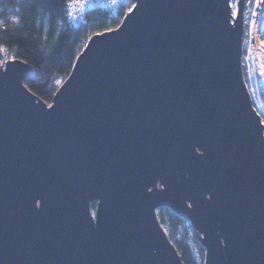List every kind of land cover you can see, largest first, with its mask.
<instances>
[{"label":"water","instance_id":"1","mask_svg":"<svg viewBox=\"0 0 264 264\" xmlns=\"http://www.w3.org/2000/svg\"><path fill=\"white\" fill-rule=\"evenodd\" d=\"M132 1L50 104L0 48V264H184L162 207L189 220L203 264H264L246 0Z\"/></svg>","mask_w":264,"mask_h":264},{"label":"trees","instance_id":"2","mask_svg":"<svg viewBox=\"0 0 264 264\" xmlns=\"http://www.w3.org/2000/svg\"><path fill=\"white\" fill-rule=\"evenodd\" d=\"M70 0H0L5 19L0 25V47L9 54L31 64L34 77L26 81L27 87L40 99L50 104L58 86L70 75L77 56L89 38L106 30L117 28L133 1L119 8L115 14L110 10L95 8L86 16V22L72 25L67 18ZM7 9H13L17 21L7 19ZM264 40V33H263ZM247 78V70L244 67ZM95 204H93V207ZM158 217L182 256L184 264H200L196 252L204 260V248L198 234L188 219L179 217L168 207L158 209Z\"/></svg>","mask_w":264,"mask_h":264},{"label":"built area","instance_id":"3","mask_svg":"<svg viewBox=\"0 0 264 264\" xmlns=\"http://www.w3.org/2000/svg\"><path fill=\"white\" fill-rule=\"evenodd\" d=\"M264 0H246V18L253 16L252 25L258 22L261 33H264V9L261 3ZM128 4V0H70L67 4V18L72 25H81L86 22L87 14L95 9L102 8L117 13L119 8Z\"/></svg>","mask_w":264,"mask_h":264},{"label":"rangeland","instance_id":"4","mask_svg":"<svg viewBox=\"0 0 264 264\" xmlns=\"http://www.w3.org/2000/svg\"><path fill=\"white\" fill-rule=\"evenodd\" d=\"M237 1L238 0H232V5L234 8V11L236 12L237 10ZM4 11L3 7H0V13H2ZM7 19H9L12 22H16L17 21V14L16 11L13 9H7ZM246 15V13H245ZM254 17L253 16H249L248 18H245V26H246V31H245V36H244V40H243V46H244V57H243V66L246 68L247 70V85L248 88L250 90V93L252 95V99L253 102L255 104V106L257 107V109L259 110L258 107V92H257V88H256V81H255V71H256V66L255 63L252 62V52L253 49L251 47L250 49V38H251V24L253 22ZM5 22V19L0 17V25H3ZM262 40H263V33L261 34ZM264 42V40H263ZM1 48V52H2V61L12 58L13 55L9 54L7 49L5 47H0ZM251 61V62H250ZM246 77V76H245ZM63 82L62 79H59L56 81V85L59 86L61 83ZM260 112V110H259ZM92 213L93 215H95V206L92 207ZM165 230L167 231V233H169V229L167 227H164ZM196 253V256L198 258V261L200 264H203V259L202 257L196 252V250H194Z\"/></svg>","mask_w":264,"mask_h":264},{"label":"bare ground","instance_id":"5","mask_svg":"<svg viewBox=\"0 0 264 264\" xmlns=\"http://www.w3.org/2000/svg\"><path fill=\"white\" fill-rule=\"evenodd\" d=\"M261 7L264 9V2L261 3ZM259 24L252 25L251 38H250V49L252 47V62L255 63V81L258 92V107L260 113L264 115V42L261 37ZM251 62V61H250Z\"/></svg>","mask_w":264,"mask_h":264}]
</instances>
